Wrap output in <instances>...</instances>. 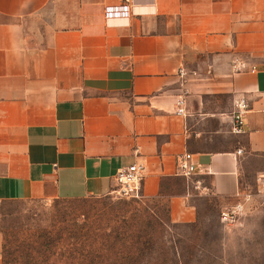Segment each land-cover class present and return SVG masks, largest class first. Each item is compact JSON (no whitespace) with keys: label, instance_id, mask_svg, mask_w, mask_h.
Wrapping results in <instances>:
<instances>
[{"label":"crops","instance_id":"obj_1","mask_svg":"<svg viewBox=\"0 0 264 264\" xmlns=\"http://www.w3.org/2000/svg\"><path fill=\"white\" fill-rule=\"evenodd\" d=\"M123 2L0 0V202L111 196L134 163L175 224L259 193L264 0H130V18L107 19Z\"/></svg>","mask_w":264,"mask_h":264},{"label":"rangeland","instance_id":"obj_2","mask_svg":"<svg viewBox=\"0 0 264 264\" xmlns=\"http://www.w3.org/2000/svg\"><path fill=\"white\" fill-rule=\"evenodd\" d=\"M257 193L256 187L248 191L252 199L233 223L221 221L215 200L201 203V217L193 224L172 223L163 202L116 194L3 201L1 259L3 264H264V197Z\"/></svg>","mask_w":264,"mask_h":264},{"label":"built area","instance_id":"obj_3","mask_svg":"<svg viewBox=\"0 0 264 264\" xmlns=\"http://www.w3.org/2000/svg\"><path fill=\"white\" fill-rule=\"evenodd\" d=\"M117 6H108L105 8V16L107 19H128L132 15L130 0ZM180 74L183 75L182 71ZM185 99L179 98L177 101V115L185 114ZM250 110V105L245 97H241L235 103L233 111V133L242 134L244 132L246 115ZM240 152V151H239ZM196 165L193 162V155L186 153L178 159V171L185 177H192L196 172ZM146 178V168L143 164L134 163L120 169L115 175L116 188L113 194L118 195L123 199L142 200L144 199L143 189ZM262 188L259 190V195L264 197V178L262 180ZM252 199V195L248 194L244 203H240L232 209H226L221 212L220 218L223 223L235 222L248 202Z\"/></svg>","mask_w":264,"mask_h":264}]
</instances>
